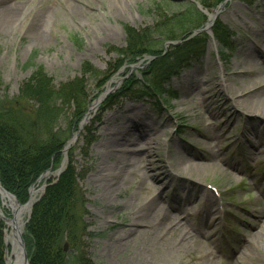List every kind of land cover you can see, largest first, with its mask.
<instances>
[{
    "label": "rangeland",
    "instance_id": "1",
    "mask_svg": "<svg viewBox=\"0 0 264 264\" xmlns=\"http://www.w3.org/2000/svg\"><path fill=\"white\" fill-rule=\"evenodd\" d=\"M69 1L82 6L88 15L76 20L60 6L61 13L56 14L50 33L43 39L34 40L18 29L0 32V100L16 96L35 66H43L57 85L81 76L86 63L111 76L99 89L95 80L87 77L90 106L107 89L108 94L65 157L48 169L52 174L62 172L41 180L36 190L43 184L54 185L67 170L70 157L75 159L85 198L78 210L85 211L84 222L91 235L88 251L95 264H116L122 258L130 262L126 264L145 260L158 264L168 250L172 251L168 264H199L194 263V257L200 254H211V264H264V232L262 224L257 225L264 211V106L260 114L248 111L241 94L258 76L255 70L242 74L246 63L264 62V57L254 53L256 60H252L242 50L257 27L255 18L264 12V0ZM110 5L115 7L113 17L109 15ZM160 11L168 16L163 25ZM209 14L215 18L207 28ZM125 26L138 33L155 30L148 45L154 53L164 51L166 55L173 47L181 52L170 59L169 73L168 66L161 76L149 79L157 93L149 92L151 96L136 102L121 97L108 106V97L127 78L141 80L143 70L155 59L150 54L133 63L127 59L123 67L110 74L120 60L117 51L128 45ZM214 33L222 39L225 35L224 43ZM260 33L262 41L251 44L256 51L264 46V31ZM110 80L114 82L107 88ZM132 111L154 126L149 136L157 138L160 146L155 154H142L149 136L133 132L139 141L130 147L141 154L132 158V167L124 169L123 180L116 185L119 191L113 195L106 186V175L114 177L112 174L122 173V167L110 141L119 127L122 130L128 124ZM65 118L59 123L63 130L68 128ZM88 128L97 137L83 150ZM212 132L221 136L208 138ZM178 155L183 157L176 160ZM140 157L146 158L144 164L138 161ZM182 164L193 167L181 170ZM196 164L199 168H194ZM167 171L175 177L169 178ZM156 197L161 207L180 205L173 213L183 215L179 227L187 233V243L176 242L172 225L165 220L163 229L129 235L125 250L106 249L113 234L122 236L127 231L125 227L132 221L128 212L142 211ZM209 206L219 211L214 218H206ZM2 208L5 214L11 212L8 206ZM28 216L24 213V221ZM7 229V234L11 233V228ZM257 232L262 233L254 237ZM246 238L259 244L262 251L248 250Z\"/></svg>",
    "mask_w": 264,
    "mask_h": 264
},
{
    "label": "trees",
    "instance_id": "2",
    "mask_svg": "<svg viewBox=\"0 0 264 264\" xmlns=\"http://www.w3.org/2000/svg\"><path fill=\"white\" fill-rule=\"evenodd\" d=\"M163 17L161 25L168 16L164 14ZM125 31L128 45L116 50L120 60L110 74L123 67L127 59L133 63L147 54L155 56V59L143 70L141 80L136 76L127 78L108 97V106L121 97L141 101L157 93V87H152L149 79L165 73L170 59L181 52L180 48L174 47L166 55L164 51H151L148 45L155 30L138 33L125 26ZM215 37L220 43L226 39L225 35L222 39L217 33ZM171 66L167 69L168 73ZM106 74L86 63L81 76L57 85L43 66H35L16 96L0 100V183L7 191L14 193L21 203L29 200L30 188L38 185L39 177L64 158L67 142L78 130L90 106L87 77L93 78L99 89L111 77ZM64 118L68 124L66 130L59 125ZM96 137V133L88 128L82 149H89ZM81 176L75 159L70 157L67 170L54 185L45 189L42 199L34 205L24 235L30 264H95L88 251L87 239L91 235L84 222L85 211L78 210V205L85 201L79 185ZM5 227L4 222L0 221V264H6ZM66 243L68 251L65 250Z\"/></svg>",
    "mask_w": 264,
    "mask_h": 264
},
{
    "label": "bare ground",
    "instance_id": "3",
    "mask_svg": "<svg viewBox=\"0 0 264 264\" xmlns=\"http://www.w3.org/2000/svg\"><path fill=\"white\" fill-rule=\"evenodd\" d=\"M60 6L66 7V12L76 20H80L81 17H86V15H88V13L83 10L82 6L80 7L78 4L71 3L69 0H29L28 2H13L12 0H0V32L6 33L18 29L26 33V35H28L34 40L43 39L50 33V28L54 22L56 14L61 13ZM124 7L126 6L124 5L123 8ZM114 9L115 7L113 5L109 6V15L111 17H113L115 11ZM209 16L210 21L208 22V24L213 21V19L215 18V14H209ZM255 20L257 21V27L251 32L246 44L242 47L243 53H247L248 57L252 60H256L253 55L254 53L264 57V46L259 51H256L251 45L253 44V42H261L263 39V35H261L260 32L264 31V12H262L258 18H255ZM252 70H255L258 76L252 79L250 83L242 89L241 94L245 102L244 107L252 113L260 114L262 113L261 108L264 106V62L261 65L255 62H252V64L246 63L242 74L252 73ZM113 82L114 80H112L111 84ZM111 84L108 85V88H110L109 86ZM100 99L101 98L97 99L95 102L97 103V107L100 105ZM152 128H154V126L151 123L147 122L146 118L143 115L137 114L132 111L130 117H128V124L124 126V129L120 130L119 127V130L116 131V133H113L116 135L113 136L110 143L113 142L115 146V156L119 158V163L122 167V173H120L119 171L116 175L112 174V176H116L117 179L114 177H110L109 174L106 175V180H108L109 183L106 186H108V189L111 194L114 195L118 193L119 187L116 185L118 184V182L123 180L122 175L124 169L128 170L129 167H132V162L134 160L132 158L141 154L140 152H136V148L130 147V144H136L139 141L136 137L134 138L133 135H135V133L133 132L141 131L143 134H147L149 136L151 134ZM215 135L221 136L218 134V132H212L208 135V138ZM262 140L263 139L260 138L259 142H261ZM144 143L146 144V146H144L146 150L144 151V153L142 152V154L152 155L159 150L160 142L157 140V138H153V136H149L144 141ZM182 157L183 155H178L174 158L176 160H180ZM205 158L207 157L205 156ZM138 161L144 164L146 162V158L140 157L138 158ZM138 161H136V165H139ZM198 166L200 165L196 164L194 168H199ZM192 167L193 166H187L186 164H182L180 169L187 170L188 168L190 169ZM167 172L166 173L169 178H173L176 175L171 171ZM57 173L58 171L55 174H52L50 172V174L52 175H57ZM39 192L40 190L38 191V193ZM38 193L37 191H34L32 198H35ZM0 195H2L3 204L5 206H8L12 210V213H14V215L16 216L18 225L21 226L23 223H25L23 216L24 213L28 214L29 211L25 208H20L13 198L8 197L4 194L1 187ZM179 207L180 205L177 204L172 208L161 207L158 198L156 197L148 204L144 205L142 211H129L128 217L132 221L130 224H128V226L125 227L127 228V231L124 232L122 236H120L117 232L113 234L111 240L106 245V249H110L112 251L116 248H119L120 250H125L127 249V237L129 235L136 237V235L139 233H152V231H156V229H163L162 224L165 220H168L170 225H172L171 228L173 230V233L177 236L176 242L180 244L187 243V233L185 232V230L179 227V225L182 224L183 215L173 213V210L175 208L179 209ZM210 209L212 208L210 207ZM210 209H206V218H214L216 214H219V211L215 207L212 210ZM13 224V221L8 222V226L11 228V233H8L6 235V239L8 241V245L12 246V249L7 253V260L9 264H23L22 256L20 255L18 245L15 242L14 235L12 233V227L14 226ZM257 225H261L260 229L262 230V232H264V211L261 212V214L259 215ZM261 233L257 232L253 236H259ZM211 237H214V235H211ZM248 240L249 242H247ZM245 247L248 248V250L256 253L262 251L259 244L255 243L253 240L250 241V239L247 238ZM171 259L172 251L168 250L164 254L163 260H161V262L158 264H168V261H170ZM204 261L208 264H211L214 259L212 258L211 254H200V256L194 257V263L201 264L204 263ZM126 263L130 262L124 258L116 260V264ZM142 264L154 263L149 260H145ZM191 264H193V261L191 262Z\"/></svg>",
    "mask_w": 264,
    "mask_h": 264
},
{
    "label": "water",
    "instance_id": "4",
    "mask_svg": "<svg viewBox=\"0 0 264 264\" xmlns=\"http://www.w3.org/2000/svg\"><path fill=\"white\" fill-rule=\"evenodd\" d=\"M211 23H212V22H211ZM211 23L207 26V28L211 25ZM106 94H107V92L100 96V98H101L100 101L105 97ZM96 105H97V103L93 104V105L89 108V110H88V112H87L85 118L82 120V122H81V124H80L79 131H78L77 133H75L74 136L72 137V139L68 142V146H67V148L65 149V151H67V150L69 149V147H70L71 145H73V144L76 142L77 137L79 136V132H80V131L82 130V128L87 124V122L90 120V118H91V113H93V112L97 109V106H96ZM61 172H62V170H59V171H58V175H59ZM48 175H49V171L45 172V173L40 177L39 181L42 180L43 178H45V177L48 176ZM0 187L2 188L4 194H5L6 196H8V197L13 198L14 201L18 204V206H19L20 208H25L26 210H28V211H29V217H30L31 212H32V207L34 206V204H35L36 201L38 200V199H34V198H32V197H33V192L35 191V190H34V187H32L31 190H30V198H29V201H28L26 204H24V205H22V204L18 201V199H17V197L15 196V194L10 193V192H8L7 190H5V189L1 186V184H0ZM44 189H45V186L42 187L41 191L44 192ZM40 196H42V194H41ZM1 198H2V195H1ZM0 220H3L7 225H8V222H9V221H13V223H14L13 225H14V226L12 227V231H13L12 233H13V235H14L15 242H16L17 245H18V250H19V252H20V255L22 256L23 264H30V263H29V257H28V252H27L26 243H25V240H24V237H23V233H22V232H23V227H24L25 223H23L21 226H19L18 223H17V219H16V216L14 215V213L12 214V218L7 217V216H5V214L3 213V211L1 210V208H0ZM5 242H6V245H7V244H8L7 239L5 240ZM65 250H68V246H67V245L65 246ZM7 264H9V263H8V260H7Z\"/></svg>",
    "mask_w": 264,
    "mask_h": 264
}]
</instances>
